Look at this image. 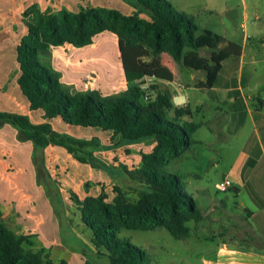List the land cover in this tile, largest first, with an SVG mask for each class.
<instances>
[{
  "label": "trees",
  "instance_id": "16d2710c",
  "mask_svg": "<svg viewBox=\"0 0 264 264\" xmlns=\"http://www.w3.org/2000/svg\"><path fill=\"white\" fill-rule=\"evenodd\" d=\"M127 2L135 10L133 14L88 7L74 13L67 10L48 15L36 13L25 22L26 34L17 45L0 53L4 56L0 63L5 73L17 69L20 96L45 122L33 124L26 115L3 112L0 125L14 127L19 141L31 142L35 148L52 145L65 147L69 152H87L95 143L61 135L52 129L50 122L58 130L70 126L85 132H110L119 137L118 144L155 140V150L142 155L137 168L123 170L127 179L138 185L135 203L129 204L121 192L111 204L105 203L104 195L87 197L78 203L97 245L106 248L100 254L109 264H148V256L142 249L127 240H117L116 234L122 225H127L132 229L166 228L178 238L188 236L185 222L199 215V209L186 188L184 176L177 170L169 171L165 164L167 159L192 149L197 143L194 135L201 125L192 119L189 107H174L169 92L156 91L155 86H152L154 98L145 103L140 80L155 76L150 73L161 68V56L166 54L187 69L203 72L205 79L197 87L211 90L223 63L239 57L241 47L201 29L193 15L178 12L167 0ZM103 32L117 38L124 76L129 82L136 80L137 85L114 96H102L95 91L72 92L62 84L61 74L50 63L51 48L64 44L83 47ZM203 49L210 50L209 57L199 55ZM134 66L139 72L132 71ZM54 119H59V123ZM74 155L81 162L96 165L88 154ZM25 241L26 237L14 235L4 226L0 213V264H53L44 261L41 252H24Z\"/></svg>",
  "mask_w": 264,
  "mask_h": 264
},
{
  "label": "crops",
  "instance_id": "0c3cea01",
  "mask_svg": "<svg viewBox=\"0 0 264 264\" xmlns=\"http://www.w3.org/2000/svg\"><path fill=\"white\" fill-rule=\"evenodd\" d=\"M20 1L0 0V31L6 29L8 22L13 24V21H16L15 15L19 12ZM167 1L178 12L184 15H193L196 24L201 29L221 36L227 42L239 45L241 55L231 57L224 62L215 87L204 91L199 89L197 84L189 85L187 83L190 80H195L199 74L201 77L198 79V84L203 82L205 79L203 72L188 71L180 63L183 66L181 69L179 63L163 54L161 68L150 73L156 76L155 85H153L155 90L169 92L174 107L181 108L183 107L181 105L187 103L184 106L189 107L190 111L197 108L198 102H202L198 96L200 93L207 92L210 99L220 78L226 74H236V80L232 85H234V89L241 91L242 80L239 78V73L245 59H256L255 54L258 58L259 49L264 52V22H260L257 15L258 12L264 13V0H240V11H238L237 3L231 5L233 0H222L221 7L223 9L221 10L208 8L205 0H201V2L199 0ZM67 2L69 4L67 6L71 8V1ZM250 9L254 11L252 15ZM224 13L228 14L232 22L225 23L223 20L215 28L209 21L202 19L205 15L210 19L214 14L222 15ZM235 17L240 20L234 21ZM10 18H14L13 21ZM239 31L242 32L241 43L232 40L239 37ZM98 36L93 38L91 44L83 47H74L70 44L52 47L50 63L61 74L62 84L72 92L95 91L102 96L122 94L129 87L137 85V82L136 80L129 82L124 76L117 38L112 34L113 39L110 43H106L104 38ZM2 41L3 39L0 38V53L9 47L2 46ZM18 43L19 41L12 45ZM198 53L201 55L200 51ZM249 54L251 55L250 59L247 56ZM164 55L169 59V62L162 60ZM3 57L0 55V59ZM238 65H240V70ZM138 70L135 69V66L132 68V71ZM87 75H94L96 79L94 86L89 87L85 83ZM16 77L17 69L5 73L0 63V113L29 115L33 124L44 123L45 120L41 114L29 111L28 105L20 96ZM192 115V119L195 121V114L192 113ZM54 122L59 123V119H54ZM50 124L52 129L61 135H66L76 141L94 142L95 145H92L91 149H86L87 152L80 150L69 152L65 147L52 145L44 149L35 148L31 142L19 141L18 131L14 127L7 124L0 125V211L4 217L10 215L15 221H24L28 216L22 211L23 202L28 200L27 202L36 207L33 211L39 225L36 228L37 234L48 241L60 242L59 219L69 216V205L66 203L64 194L72 191L82 201L87 196L96 197L102 194V190L106 192L115 184L122 185L119 180L125 181L123 180L125 177L118 163L111 161L110 155L115 150L121 153L124 149L123 146L135 153L137 149H134L133 146L137 144L120 143L116 148L115 144L110 146L109 143H105L106 139L110 143L111 139L119 143V137L113 136L110 132H85L79 131V129L74 130L70 126H63L61 130H58L52 122ZM257 125L254 143L250 142L248 135L244 138L243 149L228 170V176L232 182L231 192L234 193L232 202L237 204L232 216L235 220L241 221L240 235L236 233L222 246H217L215 257L209 261V264H264V119H258ZM242 127L243 125H240L239 129ZM236 130L238 131L237 128ZM254 146L256 147L255 153H253ZM74 154L82 157H86L88 154L95 160L96 165L94 166L91 162H81ZM124 157L119 155V158ZM99 164H101L100 167ZM110 175L116 177L109 180L108 183L101 182V178H112ZM70 176L74 179H71ZM85 185H90V187H87L86 190ZM245 190L250 195L248 200L237 201L241 191ZM18 225L21 226L20 223ZM236 227L237 224L234 222L233 228ZM22 228L26 229L27 227Z\"/></svg>",
  "mask_w": 264,
  "mask_h": 264
},
{
  "label": "rangeland",
  "instance_id": "374dc122",
  "mask_svg": "<svg viewBox=\"0 0 264 264\" xmlns=\"http://www.w3.org/2000/svg\"><path fill=\"white\" fill-rule=\"evenodd\" d=\"M67 1L21 0L19 12L15 15L16 21H13L14 18H10L13 24L8 22L6 29L0 31V38L3 39L2 46H12V44L20 41L21 37L26 34L25 22H29L36 13L38 15L57 14L61 10L74 13L88 7L117 9L123 15H130L135 12L127 0H69L71 1V8L67 6L69 5ZM205 1L208 8L223 9L221 7L222 0ZM233 3L239 5L238 11H240V0H233L231 5ZM253 12V9H250L251 15ZM257 15L260 22H264V13L258 12ZM141 17L146 18L145 15H141ZM207 17L205 15L202 19L209 21L214 28L218 27L223 20L225 23L232 22V19L230 20L226 13L222 15L214 14L210 19ZM233 20L238 21L240 18L235 17ZM98 35L99 38H104L106 43H110L113 39L112 34L107 32ZM238 36L232 40L241 43V31H239ZM259 51L258 58L255 54L256 59H245L244 64L241 66V72L239 73V78L242 80L241 91L234 89L232 83L236 80V74L232 73V75L226 74L220 78L216 90L210 95V99L207 92L198 95L202 102H198L197 108L191 110L195 114V122L201 125L194 135L197 143L190 151L180 154L177 158L166 160V169L169 171L177 170L184 176L186 188L191 193L192 198L195 199L199 209V215L189 218L185 222L188 236L178 238L166 228L132 229L127 228V225H122V228L116 234L117 240H127L142 249L148 256V264H209V261L215 257L217 246H222L236 233L240 235L241 221L235 220L232 216L237 205L232 202L234 193L231 192L232 189L220 193L217 190V184L226 177L231 180L228 176V170L234 159L241 153L245 143L244 138L248 135L250 142L254 143L258 119H264V116H262L264 114V52H262V49H259ZM200 54L209 57L210 50L203 49ZM247 56L250 59L251 55ZM162 60L169 62L165 55ZM238 67L240 70V65ZM180 68H183L181 64ZM146 71L150 72L149 70ZM188 71L193 70L188 69ZM186 75L188 76L189 72ZM89 77L94 79L92 83V86H94L96 84L94 75H87L85 83ZM199 77H201V74L195 80H190L187 83L189 85L198 84ZM184 105H187V103L181 106ZM240 125H243L241 129H239ZM105 143H109L110 146L115 144V147L118 148V143L113 139H111V143L106 139ZM132 144H137L133 146L134 149H137L135 153L123 146L124 149L121 153L115 150L110 155L111 161L118 163L125 181L119 180L122 185L115 184L111 189L108 188L106 192L102 190L100 195H104L105 203H113L120 192L123 193V197L129 204L135 203L138 199V185L128 180L123 171L124 168L127 170L132 169L120 162L119 155L125 156L124 158L130 161L140 163L142 155L151 154L155 150L157 142L150 139L142 143ZM255 151L256 147L254 146L253 153ZM110 177L112 178L105 177L100 180L108 183L116 176L110 175ZM71 179L74 178L71 177ZM85 187L87 190L90 185H85ZM245 191H241L237 201L248 200L250 195ZM64 196L68 197L66 203L72 208L68 206V218L59 219L60 242L48 241L37 234L36 228L39 225L33 211L36 207L34 204L27 202L28 200H24V204L22 203L24 205L22 211L28 216L24 221H15L10 215L4 217L0 211L2 222L14 235L26 237V241L22 244L24 252H41L44 261L48 260L53 264H109L108 260L100 254L105 253L106 248L97 245L92 231L84 223L81 212L82 207L78 203H81L85 198L80 201L72 191L66 192ZM234 222L237 224L236 228H233ZM19 223L22 227L27 228L23 229L18 225Z\"/></svg>",
  "mask_w": 264,
  "mask_h": 264
},
{
  "label": "built area",
  "instance_id": "2783aa9c",
  "mask_svg": "<svg viewBox=\"0 0 264 264\" xmlns=\"http://www.w3.org/2000/svg\"><path fill=\"white\" fill-rule=\"evenodd\" d=\"M156 77L155 76H145L140 80V90L142 92V98L145 103H148L151 101L155 95V91L152 89V86L155 85ZM94 82V79L89 77L87 79L86 84L90 87L92 86V83ZM29 111L31 112L30 108H28ZM33 112V111H32ZM29 117V115H26ZM120 162H122L124 165H126L129 169H135L139 166V163H136L135 161H130L127 158H121ZM232 188V182L230 179H223L217 184V190L220 193H224L227 190ZM68 197H66V200Z\"/></svg>",
  "mask_w": 264,
  "mask_h": 264
},
{
  "label": "clouds",
  "instance_id": "9594fccd",
  "mask_svg": "<svg viewBox=\"0 0 264 264\" xmlns=\"http://www.w3.org/2000/svg\"><path fill=\"white\" fill-rule=\"evenodd\" d=\"M181 99H183V98H181Z\"/></svg>",
  "mask_w": 264,
  "mask_h": 264
}]
</instances>
